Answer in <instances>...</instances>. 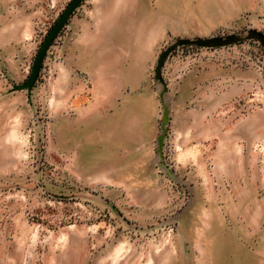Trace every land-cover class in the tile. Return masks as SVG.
<instances>
[{"label": "rangeland", "instance_id": "obj_1", "mask_svg": "<svg viewBox=\"0 0 264 264\" xmlns=\"http://www.w3.org/2000/svg\"><path fill=\"white\" fill-rule=\"evenodd\" d=\"M70 1L15 0L31 33L11 46L16 17L0 13V264H196L204 233H256L262 250L264 168L258 188L236 191V209L217 208L228 202L221 188L200 187L204 161L189 144V85L181 82L199 61L254 70L261 80L235 101L240 114L264 106V46L246 39L264 35V0H202L198 11L219 15L203 39L240 41L175 47L159 80L156 61L178 39L160 44L146 66L93 81L72 50L71 16L32 90H13Z\"/></svg>", "mask_w": 264, "mask_h": 264}, {"label": "crops", "instance_id": "obj_2", "mask_svg": "<svg viewBox=\"0 0 264 264\" xmlns=\"http://www.w3.org/2000/svg\"><path fill=\"white\" fill-rule=\"evenodd\" d=\"M14 1L0 4V13L21 18L8 28L23 34L10 31L7 46L31 33L30 18L24 20ZM203 5L202 0H84L69 21L75 41L72 50L82 70L101 82L102 75H119L120 68L129 72L136 61L148 65L156 48L168 39L211 37L218 29L219 15H204L197 9ZM211 6L218 10L220 2ZM217 62L199 61L185 80L189 81H182L181 86L189 85V144L198 147L194 157L204 161L200 187L221 188L228 204L219 202L217 208L236 209V191L258 188L262 179L264 150L257 145L264 142V106L240 114L242 108L235 100L248 97L261 79L254 70ZM256 235L204 233L196 264H264V248H257L261 239ZM187 261L183 264L190 263Z\"/></svg>", "mask_w": 264, "mask_h": 264}, {"label": "water", "instance_id": "obj_3", "mask_svg": "<svg viewBox=\"0 0 264 264\" xmlns=\"http://www.w3.org/2000/svg\"><path fill=\"white\" fill-rule=\"evenodd\" d=\"M83 1L84 0H71L67 4L64 11L61 13L59 18L55 20L49 32L39 44L35 57H33V60H32L30 75H28L26 81L23 84L19 86L18 85L13 86V90H18V91L27 90L28 92L32 90L35 83L37 82V78L40 73L43 58L46 56V53L50 45L52 44L53 40L57 38L61 30L66 25L67 21H69V18L76 11L79 5L83 3ZM253 38H257L264 46V35L262 34V32L257 31V30L250 31L247 34L246 39H253ZM238 41H240V38H237L235 36H227L225 38L214 37L210 39L197 38L194 40L178 39L175 42H172L168 47H166L163 50V52L159 55L158 60L156 61V67L154 71L155 76H156L155 79L159 80L160 70H161L163 61L168 57V55L172 52V50L175 47L194 46V47H199L203 49H211V48H217V47L222 48V47H226L228 45L234 44L235 42H238Z\"/></svg>", "mask_w": 264, "mask_h": 264}, {"label": "bare ground", "instance_id": "obj_4", "mask_svg": "<svg viewBox=\"0 0 264 264\" xmlns=\"http://www.w3.org/2000/svg\"><path fill=\"white\" fill-rule=\"evenodd\" d=\"M21 139V138H20ZM118 251V250H117Z\"/></svg>", "mask_w": 264, "mask_h": 264}]
</instances>
